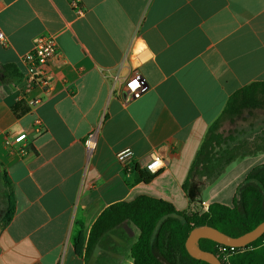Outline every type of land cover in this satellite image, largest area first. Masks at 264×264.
<instances>
[{"label": "crops", "instance_id": "1", "mask_svg": "<svg viewBox=\"0 0 264 264\" xmlns=\"http://www.w3.org/2000/svg\"><path fill=\"white\" fill-rule=\"evenodd\" d=\"M0 0V264H132L129 240L101 239L87 252L92 226L110 206L150 196L178 211L232 206L240 185L264 165V148L236 158L214 182L212 159L194 164L211 126L239 90L264 83V0ZM52 35L58 51L51 89L29 108L19 99L25 53ZM149 90L126 103L124 80L137 65ZM27 110L17 115L19 106ZM40 120L42 132H34ZM22 133L28 139L14 143ZM95 133L94 148L86 140ZM240 136V135H239ZM239 142V141H238ZM237 144H235L236 146ZM234 146V147H235ZM131 148L142 167L151 154L165 167L137 181L116 153ZM5 175L14 214L7 210Z\"/></svg>", "mask_w": 264, "mask_h": 264}, {"label": "trees", "instance_id": "2", "mask_svg": "<svg viewBox=\"0 0 264 264\" xmlns=\"http://www.w3.org/2000/svg\"><path fill=\"white\" fill-rule=\"evenodd\" d=\"M264 102V83H253L233 95L217 122L223 119L238 102L246 100ZM17 115L27 110L19 106ZM213 126V125H212ZM211 126V127H212ZM211 130V128H210ZM209 130V131H210ZM203 147L198 151L194 162L202 156ZM228 149L218 153L215 165H212L211 182L217 180L226 168L239 156L229 155ZM255 151L252 154H257ZM137 181L148 182L154 175L140 168L133 167ZM7 193V210L2 225L11 221L14 214V200L10 180L5 175ZM232 206L211 203L205 211H178L171 203L150 196H139L133 201L121 202L107 208L98 218L90 233L87 252L112 229L124 228L131 223L140 232L138 240L131 246L134 264H209L190 255L186 249V240L193 230L200 226H210L220 230L229 237L237 238L256 228L264 222V165L251 171L240 185ZM202 250L219 256L221 244L210 239H200ZM230 264H264V234L231 255Z\"/></svg>", "mask_w": 264, "mask_h": 264}, {"label": "built area", "instance_id": "3", "mask_svg": "<svg viewBox=\"0 0 264 264\" xmlns=\"http://www.w3.org/2000/svg\"><path fill=\"white\" fill-rule=\"evenodd\" d=\"M72 7L80 15L83 13V6L80 0H68ZM8 40L4 32L0 29V45L3 47L8 46ZM56 38L52 35H40L35 38L33 48L24 54L23 61L26 66L25 82L22 91L18 96L19 99L25 101L27 106L31 109L37 106L41 98L31 97V92L36 87H41L48 91L51 89L50 80L48 78L47 67L50 61L56 56L58 51V45L56 44ZM137 65L132 68L130 75L124 80V92L123 100L128 103L149 90V85L146 82L144 74L141 72L142 63L146 62L149 55L146 52V48L141 47L134 52ZM34 132L40 134L42 132V124L40 120H36L34 123ZM28 139L27 133H22L15 137L14 143L22 144ZM95 133L88 136L86 140V146L88 149L94 148L96 143ZM116 158L119 164L126 171H133V167L137 165L135 163V154L131 148H123L117 151ZM165 167V159L159 154H151L147 163L140 167L147 171L151 175H156L161 169ZM237 247L220 245L219 256H221L223 264H230L231 255H234L237 251Z\"/></svg>", "mask_w": 264, "mask_h": 264}, {"label": "rangeland", "instance_id": "4", "mask_svg": "<svg viewBox=\"0 0 264 264\" xmlns=\"http://www.w3.org/2000/svg\"><path fill=\"white\" fill-rule=\"evenodd\" d=\"M217 120L205 138L199 166L209 159L215 165L218 153L227 149L229 155H243L264 148V102L252 99L238 102L223 119ZM110 235H116L118 244L129 240L128 233L122 228L115 227L102 238L107 243H115Z\"/></svg>", "mask_w": 264, "mask_h": 264}, {"label": "water", "instance_id": "5", "mask_svg": "<svg viewBox=\"0 0 264 264\" xmlns=\"http://www.w3.org/2000/svg\"><path fill=\"white\" fill-rule=\"evenodd\" d=\"M264 234V222L260 223L256 228L245 232L240 237H229L220 230L210 226H200L193 228L186 240V249L188 255L191 257L206 261L209 264H223L218 256L215 254L202 250L198 242L200 239H210L222 245L235 246L237 248H244L254 240L260 238ZM134 264V263H132Z\"/></svg>", "mask_w": 264, "mask_h": 264}]
</instances>
